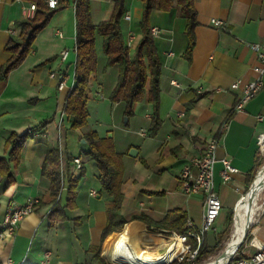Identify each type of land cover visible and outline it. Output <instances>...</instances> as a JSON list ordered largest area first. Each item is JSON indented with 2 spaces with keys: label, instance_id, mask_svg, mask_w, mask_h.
<instances>
[{
  "label": "crops",
  "instance_id": "0c3cea01",
  "mask_svg": "<svg viewBox=\"0 0 264 264\" xmlns=\"http://www.w3.org/2000/svg\"><path fill=\"white\" fill-rule=\"evenodd\" d=\"M59 1L67 6L56 12L37 35L24 61L0 80V158L8 157L5 140L10 133L22 134L43 126L34 138L25 142L19 162L12 165L11 176H0V264H109L108 245L118 239H123L132 253L165 250V241L176 232L171 224L166 228L158 224L169 212L178 211L186 223L190 221L191 232L202 225L204 198L184 196L178 175L187 160L201 156L213 138L219 139L214 188L222 208L230 212L236 209L248 187V177L257 170L260 161L257 137L264 133V86L240 112L233 110L240 91H231L230 86L237 80L244 85L254 78L256 55L250 45L264 40V0H195L197 25L189 57L186 20L176 1L173 0V8L168 12L151 11L149 23L151 31L158 30L152 36L161 64V126L154 136H148L152 106L147 98L133 106V115L124 122L127 129L116 125L123 134L113 141L115 151L122 157L121 214L125 224L103 242L101 233L111 198L100 192L95 162L85 155L88 146L82 141L91 131L100 138L111 137L88 124L71 130V119L64 117L61 121L69 90L59 91L58 81L67 75L68 85L71 71L74 80L75 0ZM29 4L33 3L0 0V68L11 57L5 46L11 36L19 34L17 23L26 19ZM90 4L94 25L108 20L110 0H90ZM141 18L142 0H127L121 28L126 44L132 38L131 53L141 40ZM212 19L220 20L221 26L215 27ZM95 49L97 67L86 88L88 105L95 95L108 100L119 75L116 65H107L100 36L96 37ZM64 50L67 56L63 61L60 53ZM111 107L117 110L118 118H126L122 102L111 103ZM223 123L227 129L222 133ZM54 148L64 157L80 158L84 175L86 172L77 188L75 208L66 210L67 219L63 221L49 218L50 182L41 175L45 156ZM132 149L137 151L135 157L129 155ZM223 158L237 169L226 184L220 175ZM86 162L90 166L88 171ZM70 173L79 174L73 164ZM29 198L38 200L35 210L19 223L13 235H2L3 216L9 205H22ZM214 234L213 231L205 235V245L212 244L210 238ZM106 240L108 245L104 249ZM252 240L264 247V211L255 223ZM255 250L247 244L240 254L248 258Z\"/></svg>",
  "mask_w": 264,
  "mask_h": 264
},
{
  "label": "trees",
  "instance_id": "16d2710c",
  "mask_svg": "<svg viewBox=\"0 0 264 264\" xmlns=\"http://www.w3.org/2000/svg\"><path fill=\"white\" fill-rule=\"evenodd\" d=\"M36 5L37 10L32 19H24L17 23L19 34L11 36L5 52L11 55L10 59L0 68V80L6 78L7 74L18 67L30 53L33 42L37 35L48 25L52 16L65 8L67 3L59 1L54 9H50L45 0H22ZM112 9L108 20L94 25L91 19L90 0H75V62L74 80L71 90L67 95L63 112L65 118L71 119L69 128L78 130L87 126L89 118L88 99L86 88L90 76L97 67V54L95 40L97 36L103 39V54L107 59V65H116L119 70L117 84L112 90L109 100L112 103L122 102L124 104V114L126 117L133 115V106L143 102L146 98L152 106L150 127L148 136H154L160 129L161 120L159 116L160 89L159 80L161 77V64L157 55L149 17L152 10L168 12L173 8V0H142V18L139 23L141 40L131 53L127 46L121 21L126 14L127 0H110ZM180 9L182 17L186 20V35L189 39L187 57L190 56L194 43V28L197 25V14L194 6L195 0H175ZM148 86V89H147ZM43 126L28 129L22 134L15 132L5 140V150L8 157L0 158V176H11L12 165H16L20 160V152L29 139L41 130ZM83 139L87 143L85 155L95 162L98 171V182L100 192L105 193L111 202L107 208V221L101 233V242L111 233L118 232L125 224L121 214L123 194L121 192L122 178V157L115 151L111 138H100L96 132H87ZM61 151L54 148L48 151L41 167V175L50 182L49 203L52 208L49 213L51 221H63L67 219L66 210L75 208L76 188L79 181L84 176L81 166L78 176L70 173L73 164L71 156H60ZM256 171L248 177V187L251 186ZM65 188V192L63 191ZM64 192V197L62 194ZM174 214V215H173ZM173 216V217H172ZM138 219V218H137ZM142 219V218H140ZM231 216L228 215L227 224H230ZM186 218L178 211L169 212L160 228L171 227L177 234H186L189 228L185 226ZM109 238H107L108 240ZM105 241V244L107 242ZM192 249L195 243L189 238ZM105 247V245H104ZM104 255V249H103ZM207 257L199 249L193 264H199ZM243 258L238 255L237 259ZM171 264H177L174 258ZM178 264H188L182 261Z\"/></svg>",
  "mask_w": 264,
  "mask_h": 264
},
{
  "label": "built area",
  "instance_id": "2783aa9c",
  "mask_svg": "<svg viewBox=\"0 0 264 264\" xmlns=\"http://www.w3.org/2000/svg\"><path fill=\"white\" fill-rule=\"evenodd\" d=\"M58 2L59 0H45V3L50 9H54L58 5ZM36 10L37 7L35 4H29V6L25 10L26 19H32L35 16ZM125 18L128 19V16H126ZM211 23L215 27H219L222 24L220 20L216 19H212ZM151 34L153 36L157 35L158 30L152 29ZM131 39L132 38H130V41ZM130 41L127 43L128 47L130 45ZM250 47L256 55V64L252 67L254 78L244 85H242V82L240 80H237L231 84V91H240V94L236 98L233 109L235 112L243 111L247 103L252 100L264 86V40L261 43L252 44L250 45ZM66 56V50L60 53V57L63 61L66 59ZM67 78V75H62L59 78V91H62L67 87ZM71 88L72 86L69 88V91L71 90ZM182 115L183 114H180V116ZM64 117L65 115L62 111L60 115L61 121ZM259 120H261V118H259ZM226 129L227 124L223 123L221 125L220 131L223 133ZM218 146V138L209 140L204 148L202 155L199 157L188 159L178 175L181 193L184 196L190 197L193 195H202L204 198V211L200 229L195 232L189 231L186 234L172 233L170 235L169 242L166 246V251L164 252V254L157 257H147L148 259H163L170 248L174 246L176 242H180L181 248L174 249L170 255L169 260L165 264H171L174 258L177 259V264L182 261H186L188 264H193L199 249L203 245V237L210 231H215L213 225L222 209L221 201L214 188V169L215 164L218 161L216 158ZM257 146L260 156H264V133L258 135ZM60 156L62 157V155ZM221 163L223 168L220 172V175L222 178V182L226 184L230 181L231 175L237 173V169L231 165L230 160L227 158H223L221 160ZM73 167L75 168V171H80V158H73ZM93 194L94 193H92V195ZM242 197L240 198V200L242 199ZM37 204L38 200L32 198H29L22 205H15L11 203L3 216L2 235H4L5 233L10 236L13 235L19 223L35 210ZM192 226V223L190 221H187L186 227L191 229ZM189 238H191L196 245L194 249H192V244L191 242H189ZM249 245L254 247L256 250L248 258H241L236 260L239 253L235 250L226 260L225 264H264V247L257 245L254 240H251L249 242ZM106 260L109 264H112L109 261L108 257H106Z\"/></svg>",
  "mask_w": 264,
  "mask_h": 264
},
{
  "label": "rangeland",
  "instance_id": "374dc122",
  "mask_svg": "<svg viewBox=\"0 0 264 264\" xmlns=\"http://www.w3.org/2000/svg\"><path fill=\"white\" fill-rule=\"evenodd\" d=\"M72 80H73V73L71 71L70 72V81L66 87L67 90H69V88L72 86ZM95 97L96 98L93 101H91V103H89V105H88V110L90 113V116L88 118L89 127L96 128L102 134H105L106 132H108L107 135L111 136L112 141H113V139H115L119 136L122 137L123 134L121 132H119V130L116 129L115 127H116V125H118L123 129H127L126 126L124 125V122H125L124 118L125 117H123V119L118 118L117 110H115L114 108L112 109V107H111L112 102L109 100V98H108V100H102L99 97V95H95ZM71 138L69 136L68 142H70ZM73 142L78 144L77 139H73ZM113 143H114V141H113ZM89 167H90L89 162H86V164H85L86 171H88ZM263 169H264V156H260V161H259V164L257 166V170H256V174L254 176V179H255V177H257L258 173L261 172ZM85 175H86V172H85ZM85 175L83 176L82 179L85 178ZM254 179H253L252 183L254 182ZM81 180L79 181L77 188L79 187ZM77 188H76V191L78 190ZM249 188L246 189L245 193L242 196H244L249 191ZM257 201H258L257 205L260 207H259V210L257 211V213L253 217V222L247 226L248 229H246L247 230L246 238L242 244H240L241 242L239 243L240 246H238L237 249L235 248L236 251L239 253V255H241L240 254L241 250H243L245 248V246L247 244H249V242L253 239V235H254V231H255V223L258 220V218L260 217V215L262 214V212L264 211V191H262L259 194ZM228 215L231 216L230 224H227ZM234 219H235V208L231 212L229 211L228 208H222L221 209L220 214L217 217V219L215 220L214 225H213V228L215 229V231H214L215 234L212 235V238H210L212 244H210V245L206 244L205 245V242L207 243V240L205 239L206 236L203 238L204 243L202 245V252H204V254H207V257L203 261H201L199 264L210 263L212 260L218 258L221 255V253L225 250L226 243L230 240V238L232 236ZM210 232L213 233V231H210ZM242 237H241V239H242ZM118 240H120V239H118ZM107 245L108 244L106 243L104 249L106 248ZM110 245H108V247ZM164 252H165V250L151 251L149 253H144V252L141 253V252L137 251L138 254L146 256V257H157L159 255H163ZM108 259L111 262V259L109 257H108Z\"/></svg>",
  "mask_w": 264,
  "mask_h": 264
},
{
  "label": "bare ground",
  "instance_id": "6f19581e",
  "mask_svg": "<svg viewBox=\"0 0 264 264\" xmlns=\"http://www.w3.org/2000/svg\"><path fill=\"white\" fill-rule=\"evenodd\" d=\"M262 191H264V169L258 173L254 180L253 187L241 199L235 209L232 236L226 243L225 250L218 258L212 260L208 264H225L229 256L237 249L247 226L253 222V217L259 210L260 206L257 205V200ZM168 242L169 240L165 241L166 244H168ZM109 245L110 246L107 248L106 254L111 259L113 264H165L169 260L172 251L176 248H181V243L176 242L163 259L157 260L148 259L146 256L134 252L132 253L129 250V246L127 247V244L123 241V239L118 240L116 243H109Z\"/></svg>",
  "mask_w": 264,
  "mask_h": 264
},
{
  "label": "water",
  "instance_id": "95a60500",
  "mask_svg": "<svg viewBox=\"0 0 264 264\" xmlns=\"http://www.w3.org/2000/svg\"><path fill=\"white\" fill-rule=\"evenodd\" d=\"M126 120H127V117L125 118V123H126ZM109 137H111V136L109 135ZM82 142L85 143V140H83ZM136 153H137V151L134 150V149H132V150L130 151L129 155L135 157ZM255 178H256V177H255ZM254 180H255V179H254ZM253 184H254V182L251 184L249 190L253 187ZM247 193H248V192H247ZM247 193H246V194H247ZM249 222H250V220H249ZM247 229H248V228H247ZM246 232H247V230H246L245 233L243 234V237H242V240H241V243H240V244H242L243 241L245 240V238H246ZM239 246H240V245H239Z\"/></svg>",
  "mask_w": 264,
  "mask_h": 264
}]
</instances>
